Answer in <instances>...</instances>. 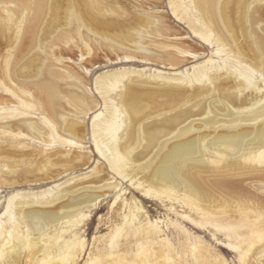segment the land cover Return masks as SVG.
<instances>
[{
    "label": "rangeland",
    "instance_id": "obj_1",
    "mask_svg": "<svg viewBox=\"0 0 264 264\" xmlns=\"http://www.w3.org/2000/svg\"><path fill=\"white\" fill-rule=\"evenodd\" d=\"M46 1L49 0H38L34 8L40 12L33 10L27 15L28 20L24 18L25 25L24 20L21 24L24 36H19L22 46L17 43L11 61L7 54L16 45L13 42L21 31L19 25L15 30L9 26L13 22L11 8L20 5L0 2V13L6 18L0 29V243L2 230H13L12 226L18 224L16 202L26 200L33 202L35 208L56 209L70 196L84 200L97 194L96 203L85 212L84 218L49 240L47 247L51 256L62 246L60 259L52 261L46 256L43 264H58L63 260L66 264H245L255 253L264 255V169L248 176L233 175L228 179L232 182L230 187L208 185L203 194L189 196L188 204H182L172 199L169 192H146L140 184L144 171L132 178L133 167L131 162L126 163L127 156L120 172L112 170L104 156L108 148L93 132V124L100 123L107 115L105 102L110 99L118 109L117 142L120 144L125 139L130 119L123 105V94L133 85L132 80L191 88L194 84H203L192 82L198 68L211 64L224 66V57L216 54V36L207 24L210 16L207 10L204 12L199 8L198 0H183L190 15L180 11L174 13L170 0H107L108 20L115 18V13L121 12L122 8L128 10L129 15H149L156 19L162 32L147 34L156 38L157 45H149V52L128 53L131 39L139 38L136 31H125L128 28H117L122 35L120 38L97 37L84 44L88 38L81 28H77L81 21L75 22L79 19L70 18L67 13L60 15L64 18L61 28L46 41L43 52L36 48L34 41L38 42L43 35L40 32L43 33V26L52 13L50 7L51 11L47 10ZM254 1L257 3L252 1L249 12L258 18V11L264 12V0H260L261 3ZM233 11L235 29L239 28L236 26L239 12L235 8ZM261 20L258 22L264 25ZM251 27L264 44L260 25L252 23ZM194 28L203 30L208 38H201ZM235 32L243 42L241 29H235ZM112 40L117 41L116 44ZM43 53L50 58L36 63L35 58ZM27 62H31L29 68ZM254 81L256 79L252 83ZM67 84L76 85L81 97L70 96L68 92L71 89L74 93V88H68ZM250 105L245 110L257 106L264 109V96ZM60 112L81 123L83 139L65 136L55 117ZM209 116L207 111L205 117ZM28 120L35 123V130L27 127L25 121ZM257 162L250 164L264 165V162ZM99 165H103L102 173ZM242 180L248 183L259 180L261 183L254 182L251 186L245 182L241 187L237 182ZM13 195L19 196L7 210L8 200ZM50 200L54 201L52 205H41ZM202 209L215 212V215L204 218ZM34 225L47 226L37 217ZM11 235L12 232L8 237ZM68 239L71 242L66 246L64 241ZM21 244V254L25 256L19 264H32L27 254L33 246ZM261 262L264 264V256Z\"/></svg>",
    "mask_w": 264,
    "mask_h": 264
},
{
    "label": "bare ground",
    "instance_id": "obj_2",
    "mask_svg": "<svg viewBox=\"0 0 264 264\" xmlns=\"http://www.w3.org/2000/svg\"><path fill=\"white\" fill-rule=\"evenodd\" d=\"M2 1L20 5L19 8H11L10 18L13 22L9 26L15 30L16 25H19L21 31L18 33L20 34L17 36L18 39L13 42L16 45L7 54V59L10 60L17 43L18 45L21 43L19 36L21 38L24 34L22 29L24 26L22 25V27L21 24L24 20L25 25L24 18L37 9L34 7L38 0H0V2ZM252 1L255 2L254 0L197 1L199 8L204 12L207 10L210 15L207 24L215 33L216 54L224 57L222 58L225 63L224 66L219 67L218 64H211V66L198 68L192 82L199 81L203 84H194L191 88L186 86L176 88L166 84L157 86L132 80L133 85L128 86L123 94V105L129 115L130 125L125 139L120 144L117 142L118 136L116 134L119 126L116 123L119 117L118 109L113 101L106 100L108 113L100 123L93 124V132L98 140H103L106 144L108 152H104V156L112 170L120 172L121 167L125 165L124 157L127 156L126 163L131 162L133 167L132 178L144 171L140 184L146 192L154 191L160 194L169 192L173 195L172 199L182 204H188L187 198L189 196L203 194L208 190V185H214L216 188L230 187L232 182L229 180L233 175L248 176L256 173L255 171H263L264 165L250 163L251 161L264 162V109L262 106H257L245 110L246 107H251V103H255L264 96V83H261V81L264 82V44L251 27L252 23L259 24L260 31L264 32V25L261 24V19L264 20V12L258 9L260 10L258 11V18L255 16L253 18L251 11L249 12V5L251 6ZM258 2L261 3L260 0ZM46 3L47 10L49 11L48 8L50 7L52 13L46 14L50 18L46 16L49 19L46 20V26H43L45 28H42L43 33L40 32L43 35L38 36L40 38L37 40L38 42L34 41L36 44L33 43L36 48L42 51L46 41L61 28L63 17L61 18L60 15L67 13H70L68 17L73 16L79 19L75 22L81 21L77 28H81L88 38L86 41L84 40V44L97 37L103 39L122 37L117 28H128L125 31H136L139 38L131 39L132 44L127 47L128 53L149 52V45H157L158 42L154 36L148 34L162 32L156 23L157 20L153 17L129 15L125 8H122L121 12L115 13V18L108 20L106 13L110 9L107 0H49ZM169 4L174 13L180 11L190 15L183 0H170ZM136 6L139 7L140 5L136 4ZM234 8L239 12V15L237 14L239 16L238 25H236L239 28L235 29H241L242 39L244 36L243 42L239 41L240 37L237 38L236 36L238 31L235 32L234 29L232 21V13H235L232 12ZM22 10H24L23 13ZM255 15L257 16L258 13ZM46 17L45 19H47ZM3 18L6 19L0 13L1 30L4 27ZM259 19L261 23L258 22ZM41 21H44V18ZM154 26H157L156 29ZM31 27L33 26L31 25ZM150 28L151 31L148 30ZM63 29L66 30L67 28L64 27ZM33 30L35 31V28ZM194 32L203 39H207L209 36L198 28H194ZM81 42L83 43V40ZM112 42L115 41L112 40ZM49 58L50 55L43 53L42 56L36 57L35 61L41 63ZM27 63L26 67L29 68L31 62ZM34 65L35 63L32 64V67ZM50 72L51 70L48 73ZM13 76L17 78L15 73ZM253 79H256L254 83H252ZM250 83L252 87H250ZM67 87L74 88V93L71 92V89L68 92L69 95L71 94L70 96L79 95L80 89L76 85L67 84ZM249 89L252 91H247ZM79 97L81 96L79 95ZM207 111L210 113L209 117H205ZM55 117L59 121L60 129L65 136L76 139L84 138L83 126L74 117L68 116L65 112H60ZM25 124L30 130L36 129L35 123L31 120L25 121ZM99 168L102 173L104 171L103 165H99ZM245 182L246 180H242L237 184L242 187ZM254 182L261 183L259 180L246 183L252 186ZM18 196L13 195L9 198L7 210H10ZM97 199V194L89 195L84 200H77L75 196H70L56 209L35 208L32 206L33 202L26 200L16 202V222L18 224L12 226L13 230L7 228L2 230L0 256H2L3 262L1 261L0 264H19L21 258L25 256H22L21 243L33 246L30 252H27V258L32 260V264L33 262L43 264L46 256H49V260L52 261L54 258L60 259L62 246H59L56 255L51 256L50 249L47 247L49 240L55 238L58 232L68 230L69 226L76 220L84 218L85 212L94 206ZM53 203L54 201L50 200L42 202L41 205L48 206ZM209 212L202 209L201 216L210 219L215 215V212ZM76 214L78 215L76 216ZM36 217L42 218L47 226L45 225L44 228L40 226L41 228H39L34 225V218ZM11 232L12 235L8 237ZM70 242L71 240L68 239L64 241V244L67 246ZM255 254L251 255L245 264H262L261 257L264 255ZM66 263V260L58 262V264Z\"/></svg>",
    "mask_w": 264,
    "mask_h": 264
}]
</instances>
